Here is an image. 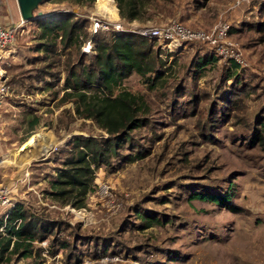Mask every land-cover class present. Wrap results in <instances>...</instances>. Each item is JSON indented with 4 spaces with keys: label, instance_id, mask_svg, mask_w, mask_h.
I'll return each mask as SVG.
<instances>
[{
    "label": "rangeland",
    "instance_id": "rangeland-1",
    "mask_svg": "<svg viewBox=\"0 0 264 264\" xmlns=\"http://www.w3.org/2000/svg\"><path fill=\"white\" fill-rule=\"evenodd\" d=\"M234 1L147 0L139 20L128 21L115 0L126 30L173 20L208 32L228 22L231 30L220 47L201 40L171 47L151 40L167 60L166 74L154 88L136 72L122 85L146 102L148 122L130 132L121 154L133 145L147 154L119 169L114 168L119 159L111 157V164L96 169V186L85 206L74 207L49 196V181L74 136H108L95 120L78 116L71 99L62 100L64 78L79 63L80 51L75 45L40 48L35 19L22 16L17 0H2L5 21L22 25L1 64L13 92L0 103V157L6 160L0 164V181L12 188L15 203L59 222L60 229L45 242H35L43 252L41 264H264V142L252 138L255 132L264 137V0L232 7ZM106 9L108 14L97 0H40L31 14L69 10L87 18L88 28L92 16H105L111 20L109 30L99 31L111 33L117 22L102 14ZM82 49L90 54L84 58L88 63L93 42L86 41ZM206 53L217 60L199 71V58ZM232 60L239 63L237 70ZM234 71L239 77L228 79ZM35 116L39 121L31 130ZM35 143H43L46 157L15 159ZM103 185H109L106 194ZM209 190L230 193L235 208L193 197ZM7 208L0 205V217ZM64 240L67 248L60 247Z\"/></svg>",
    "mask_w": 264,
    "mask_h": 264
},
{
    "label": "trees",
    "instance_id": "trees-1",
    "mask_svg": "<svg viewBox=\"0 0 264 264\" xmlns=\"http://www.w3.org/2000/svg\"><path fill=\"white\" fill-rule=\"evenodd\" d=\"M73 1L86 4L95 0ZM116 2L120 16L128 21L139 20L140 13L147 8L148 3L147 0ZM114 3L115 0H97L99 6L108 7L111 17L118 18V8H115ZM110 9L112 10L109 13ZM76 17L72 11L56 10L36 17L34 21L40 29L39 38L43 39L39 42L40 48L55 50L61 44L62 49H67L75 45L80 51L79 63L71 66L64 78L65 91L62 100L71 99L78 116L95 120L108 133L107 137L100 138L74 136L63 165L49 181L47 192L51 198L63 204L83 207L88 193L96 186V169L103 164H111V157L119 159L114 167L119 169L126 162L147 154L145 151L136 150L134 145L129 153L121 154V149L131 140L130 132L148 122L144 117L148 110L146 102L122 86L125 79L136 72L150 88H154L169 67L167 60L161 57V51L154 49L151 38L131 30H113L111 33L99 31L91 35L88 19ZM261 26L264 27V24ZM89 39L94 44V52L89 62L84 63V58L90 54L84 52L82 46ZM215 60L217 57L214 54L201 55L198 70H204ZM239 66L236 60H232V67L237 70ZM229 73L228 79L239 77L236 71ZM116 88L118 92H115ZM236 91L233 94L239 93ZM38 121V116L30 121L31 130ZM213 125L215 124L210 126ZM261 135L255 132L252 138L264 142ZM193 197L235 208L230 205V193L209 190L195 192ZM55 229H60L59 222L49 213L37 212L24 202L15 203L7 217H0V262L34 256L33 262L25 264H41L44 259L43 252L41 248H35V242L49 238ZM68 246L67 240L61 242V248Z\"/></svg>",
    "mask_w": 264,
    "mask_h": 264
},
{
    "label": "built area",
    "instance_id": "built-area-1",
    "mask_svg": "<svg viewBox=\"0 0 264 264\" xmlns=\"http://www.w3.org/2000/svg\"><path fill=\"white\" fill-rule=\"evenodd\" d=\"M244 1L245 0H235L232 4V7H236ZM1 3L2 0H0V6ZM105 18L107 17L104 16L103 18H99L96 15L91 17L93 23L91 26H89L91 35L98 33L101 29L109 30L111 20H107ZM119 21L120 17L116 18V20H113V22H117L115 23V28L113 30H126L122 25H120ZM4 22L6 21L0 10V103H2L3 98H5V96H7L12 91L10 85L6 83L8 75L1 64L4 63V60L10 54V47L16 41L18 29L22 25L20 22ZM230 30L231 24L228 22H219L214 26L211 32H208L203 28H193L180 20H173L159 25L142 27L137 31L134 30V32L151 39H155L156 41L170 47L172 45H177L173 44V42L180 43L182 41L194 40L208 41L213 46L220 47L221 43L227 39ZM89 40L92 42V39ZM224 49V47L221 48L222 51H224ZM225 51L228 52V50ZM231 56L235 57L233 52ZM2 160L3 159L0 157V164L2 163ZM108 189L109 185L101 186V191L105 194L108 193ZM12 193V188L0 181V205L8 207L5 214L6 217L8 216L10 209L15 206V202L12 199Z\"/></svg>",
    "mask_w": 264,
    "mask_h": 264
},
{
    "label": "bare ground",
    "instance_id": "bare-ground-1",
    "mask_svg": "<svg viewBox=\"0 0 264 264\" xmlns=\"http://www.w3.org/2000/svg\"><path fill=\"white\" fill-rule=\"evenodd\" d=\"M102 14H105L106 16H109L110 18H113L111 17L110 14H107V13H104L102 12ZM43 143L38 144V143H35L32 145L31 148H24V149H21L20 152H18L16 155H15V159L20 161V160H29L31 158H34L36 156H42L43 154H41L44 150H43V147H42ZM3 161H6L5 159L2 160Z\"/></svg>",
    "mask_w": 264,
    "mask_h": 264
},
{
    "label": "water",
    "instance_id": "water-1",
    "mask_svg": "<svg viewBox=\"0 0 264 264\" xmlns=\"http://www.w3.org/2000/svg\"><path fill=\"white\" fill-rule=\"evenodd\" d=\"M19 7H20V11L22 13V16L26 17V19H34L36 17H40L43 15H46L48 13H44L42 11H39L37 15H33L31 14V10L33 9V7L40 1V0H17ZM50 151V149L48 150V152ZM47 153L43 152L42 156L46 157ZM44 158V157H43Z\"/></svg>",
    "mask_w": 264,
    "mask_h": 264
},
{
    "label": "crops",
    "instance_id": "crops-1",
    "mask_svg": "<svg viewBox=\"0 0 264 264\" xmlns=\"http://www.w3.org/2000/svg\"><path fill=\"white\" fill-rule=\"evenodd\" d=\"M106 11H107V9L104 10L103 12H104V13H107ZM14 45H15V44H13V45L10 47L11 51L9 52V53H10L9 55H11V53H12V51H13V49H14ZM12 92H13V91H12ZM10 94H11V93H10ZM27 141H28V139H27ZM53 144H54V143H53ZM46 148H47V146H46ZM44 152H45V149H44ZM4 159H5V158H4Z\"/></svg>",
    "mask_w": 264,
    "mask_h": 264
}]
</instances>
